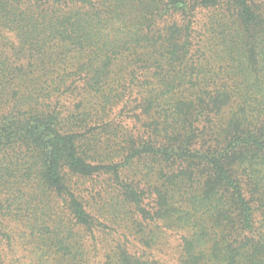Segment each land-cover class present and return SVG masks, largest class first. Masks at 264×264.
I'll use <instances>...</instances> for the list:
<instances>
[{"label":"trees","instance_id":"obj_1","mask_svg":"<svg viewBox=\"0 0 264 264\" xmlns=\"http://www.w3.org/2000/svg\"><path fill=\"white\" fill-rule=\"evenodd\" d=\"M209 10L218 17L201 24L200 13ZM126 54L133 66L127 75L146 80L133 103L158 123L149 125L151 141L139 151L162 159L165 188L173 180L187 186L188 208L173 210L189 234L183 264H264V233L254 225L257 215L264 222L261 0H0V242H9L17 217L1 190L14 171L2 162L8 156H22L39 190L66 196L75 222L90 226L64 171L117 175L118 168L91 162L79 132L61 126L62 118L44 102L78 83L89 98L117 101L106 96L109 76ZM228 57L232 73L218 68L215 74L214 64ZM221 75L228 80L219 84ZM231 75L243 80L242 90L231 85ZM165 192H154L162 200L156 198L159 211ZM124 196L138 216L154 219L138 187L124 188ZM206 244L207 253L200 249ZM117 257L112 264H152L128 251Z\"/></svg>","mask_w":264,"mask_h":264},{"label":"rangeland","instance_id":"obj_2","mask_svg":"<svg viewBox=\"0 0 264 264\" xmlns=\"http://www.w3.org/2000/svg\"><path fill=\"white\" fill-rule=\"evenodd\" d=\"M261 1L264 4V0ZM213 16L218 17V12L202 11L199 21L206 23ZM129 57V54L123 55L112 64L110 91L106 96L111 93L117 101L106 97L89 98L78 83L79 87L72 92L44 102L46 109L62 118L61 126L64 124L79 132L78 144L91 162L118 168L117 175L112 170L92 176L64 171L68 188L91 218L90 226L75 222L66 196L46 192L47 188H43V192L39 190L41 185L33 180V174L25 171L22 156H8L2 162L14 165V171L5 178L1 190L11 203L9 212L17 217H13L10 225L9 242H0V260L7 264H112L120 251H128L137 259L152 264H183V244L189 234L181 228L178 219L181 215L173 210L188 208L187 186L173 180L165 188L163 171L168 172L162 159L139 151L142 143L151 141L148 140L149 125L155 127L158 123L152 121V112L147 113L133 103L136 89L144 87L146 80L139 74L135 78L127 75L133 67L130 65L132 57ZM228 60L231 62L229 57L217 61L214 73H219L218 68L226 74L229 70L232 73L227 67ZM231 78V85L242 90L243 80L233 75ZM222 79L228 80L222 75L216 80L221 84ZM186 82L193 84L195 81L188 79ZM132 146L135 149L129 150ZM131 155L135 156L131 158ZM18 163L21 172L15 173ZM128 186H136L144 192V211L150 212L154 221L137 215L136 208L124 196V188ZM156 190L165 196V191L168 192L165 207L160 211L156 198L162 200L154 194ZM23 220L31 222L25 224ZM254 225L258 233H264L260 215L256 216ZM57 238L63 240L59 241L64 245L58 243ZM208 246L201 245L200 249L207 253Z\"/></svg>","mask_w":264,"mask_h":264}]
</instances>
